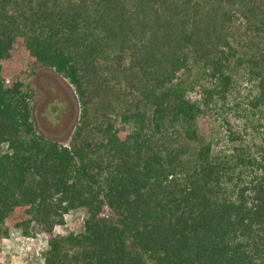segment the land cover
Returning <instances> with one entry per match:
<instances>
[{
    "label": "trees",
    "instance_id": "16d2710c",
    "mask_svg": "<svg viewBox=\"0 0 264 264\" xmlns=\"http://www.w3.org/2000/svg\"><path fill=\"white\" fill-rule=\"evenodd\" d=\"M37 66L74 88L67 144L32 122ZM214 107L253 151L199 135ZM0 145V238L43 233V264H264V0H0Z\"/></svg>",
    "mask_w": 264,
    "mask_h": 264
},
{
    "label": "rangeland",
    "instance_id": "374dc122",
    "mask_svg": "<svg viewBox=\"0 0 264 264\" xmlns=\"http://www.w3.org/2000/svg\"><path fill=\"white\" fill-rule=\"evenodd\" d=\"M24 88L33 91L31 101V119L36 131L47 139L67 144L69 137L78 120L79 107L74 88L61 75L53 70L37 66L22 78ZM256 92L253 84L242 81L240 85L241 96ZM238 93L235 91L228 101V107L232 106L233 99ZM191 100L198 99L199 93L189 94ZM240 99V98H239ZM226 123L233 130L242 131L247 124L248 135L245 144L252 151L254 144L259 142V135L253 131L246 118L238 115L234 109L226 110L214 107L197 119V131L205 140L213 142L214 150L229 152L233 143L228 142ZM196 147V143L193 144ZM6 150L5 145H0V153ZM84 211L77 209L65 214L64 225H58L54 229L57 236L66 235L69 232L79 233L83 230ZM6 237L0 238V264H43L44 252L47 249L46 236L35 230L32 236H24L19 230L10 227Z\"/></svg>",
    "mask_w": 264,
    "mask_h": 264
}]
</instances>
